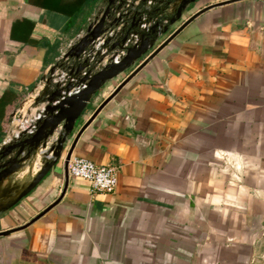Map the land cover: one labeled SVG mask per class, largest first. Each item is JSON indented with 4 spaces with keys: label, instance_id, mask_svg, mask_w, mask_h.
I'll return each instance as SVG.
<instances>
[{
    "label": "crops",
    "instance_id": "1",
    "mask_svg": "<svg viewBox=\"0 0 264 264\" xmlns=\"http://www.w3.org/2000/svg\"><path fill=\"white\" fill-rule=\"evenodd\" d=\"M219 1L198 0L173 28ZM105 5L0 0V95L21 92L0 146L40 109L32 101L42 78ZM69 143L40 184L0 212V230L56 199ZM71 156L116 164L115 191L69 177L56 206L0 236V264H264V0L197 17L105 105Z\"/></svg>",
    "mask_w": 264,
    "mask_h": 264
},
{
    "label": "water",
    "instance_id": "2",
    "mask_svg": "<svg viewBox=\"0 0 264 264\" xmlns=\"http://www.w3.org/2000/svg\"><path fill=\"white\" fill-rule=\"evenodd\" d=\"M155 1L159 4L156 8H133L131 4L125 6L126 0H106L104 8L98 9L93 18L87 21L84 34L69 46L42 78L44 87L35 98V105L42 106L28 126L10 142L0 146V212L15 206L40 184L61 159L70 141L63 158L62 189L56 199L38 214L21 225L0 230V236L27 228L62 200L69 183L68 163L77 141L122 87L197 17L211 9L241 0L207 4L190 14L170 33L171 28L198 0ZM169 9L171 13H168ZM111 31L113 33L110 35ZM101 35L103 37L99 38ZM106 57L107 62L100 64ZM128 70L88 118L81 125L77 124L96 91L106 81ZM54 135L55 138H52ZM36 155L42 158L39 168L22 188L12 194L11 189L1 187L5 180Z\"/></svg>",
    "mask_w": 264,
    "mask_h": 264
},
{
    "label": "built area",
    "instance_id": "3",
    "mask_svg": "<svg viewBox=\"0 0 264 264\" xmlns=\"http://www.w3.org/2000/svg\"><path fill=\"white\" fill-rule=\"evenodd\" d=\"M142 1L143 0H126L125 6L131 4L133 8H156V6L159 5L155 0H145L144 4ZM171 11L172 10L169 9L168 13H171ZM112 33L113 31L109 34L111 35ZM101 37H103V35L99 38ZM100 64H102V62ZM34 115L27 121L28 125L35 117ZM118 171L119 168L114 163L99 165L90 159L80 156H71L68 163L69 177L85 181L89 189L93 192L113 193L118 183Z\"/></svg>",
    "mask_w": 264,
    "mask_h": 264
},
{
    "label": "trees",
    "instance_id": "4",
    "mask_svg": "<svg viewBox=\"0 0 264 264\" xmlns=\"http://www.w3.org/2000/svg\"><path fill=\"white\" fill-rule=\"evenodd\" d=\"M20 93L12 86H9L0 95V143L3 141L6 132L5 121L8 118L7 109L9 105L17 100Z\"/></svg>",
    "mask_w": 264,
    "mask_h": 264
},
{
    "label": "rangeland",
    "instance_id": "5",
    "mask_svg": "<svg viewBox=\"0 0 264 264\" xmlns=\"http://www.w3.org/2000/svg\"><path fill=\"white\" fill-rule=\"evenodd\" d=\"M191 10V9H190ZM185 15V14H184ZM183 15V16H184ZM193 22V21H192ZM191 22V23H192ZM190 23V24H191ZM190 24H188V25H190ZM187 25V26H188ZM183 31V30H182ZM181 31V32H182ZM181 32L179 33V35L181 34ZM127 72H129V70L128 71H125L124 73H122L121 75H119V76H116V77H114L113 79H111V80H108V81H106L105 83H104V85L98 90V91H96V93L92 96V101H91V103L90 104H88L87 105V110L85 111V113L83 114V116H82V118H81V120H80V124H81V121H84L87 117H88V115H90L91 113H92V111L95 109V107H96V105L97 104H99V102L100 101H102L103 99H104V97H103V95L105 94V93H107L108 91H109V88L111 87V86H114L115 84H117V83H119L125 76H126V73ZM108 86V87H107ZM32 103H34V104H36L35 103V100L34 101H32ZM79 121V120H78ZM78 122H77V124H79ZM40 158H41V156H40ZM32 160V159H31ZM41 160H42V158H41Z\"/></svg>",
    "mask_w": 264,
    "mask_h": 264
},
{
    "label": "bare ground",
    "instance_id": "6",
    "mask_svg": "<svg viewBox=\"0 0 264 264\" xmlns=\"http://www.w3.org/2000/svg\"><path fill=\"white\" fill-rule=\"evenodd\" d=\"M17 121H20L18 118H17ZM20 125L22 126V127H26L25 126V122L24 121H22L21 123H20ZM33 160H36V159H33ZM39 165L40 164H38V166L36 167V169H35V171L33 172V173H35L37 170H38V167H39ZM26 171H27V164H25L24 165V167H22L15 175H13L11 178H9V179H7V180H5L4 181V183L1 185V187H3L4 189H10L13 185H16V184H19L21 181H22V179H23V177H24V175H25V173H26ZM33 173L31 174V175H29L27 178H26V180L18 187V188H16L15 190H14V192L13 193H15L17 190H19L20 188H22L31 178H32V176H33Z\"/></svg>",
    "mask_w": 264,
    "mask_h": 264
},
{
    "label": "flooded vegetation",
    "instance_id": "7",
    "mask_svg": "<svg viewBox=\"0 0 264 264\" xmlns=\"http://www.w3.org/2000/svg\"><path fill=\"white\" fill-rule=\"evenodd\" d=\"M173 29H174V28L172 27V29L169 31V33H170ZM169 33H167L165 36H167ZM127 73H128V72H127ZM127 73H126V74H127Z\"/></svg>",
    "mask_w": 264,
    "mask_h": 264
}]
</instances>
